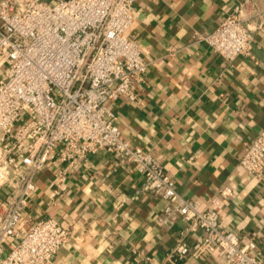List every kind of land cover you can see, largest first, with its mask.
Here are the masks:
<instances>
[{
    "label": "built area",
    "instance_id": "obj_1",
    "mask_svg": "<svg viewBox=\"0 0 264 264\" xmlns=\"http://www.w3.org/2000/svg\"><path fill=\"white\" fill-rule=\"evenodd\" d=\"M135 0H0V264H51L71 234L56 218L30 221L23 230L28 197L42 170L54 192L98 152L144 179L143 190L165 201L154 222L171 228L184 223L168 253L176 264L189 253L187 238L201 239L191 254L213 264H264L257 239L243 240L222 227L216 208L178 191L173 178L148 150L131 144L109 103L125 97L139 103L137 81L147 62L126 31ZM264 29V0H243L208 33L194 35L226 62L252 57L253 35ZM237 167L260 179L264 174V127L246 143ZM221 197L232 194L223 184ZM10 238L17 241L2 255Z\"/></svg>",
    "mask_w": 264,
    "mask_h": 264
},
{
    "label": "crops",
    "instance_id": "obj_2",
    "mask_svg": "<svg viewBox=\"0 0 264 264\" xmlns=\"http://www.w3.org/2000/svg\"><path fill=\"white\" fill-rule=\"evenodd\" d=\"M241 1L135 0L126 33L148 63L136 82L140 102L121 96L109 107L124 137L159 160L182 196L216 208L222 227L243 240L254 236L264 261V174L256 179L237 167L246 143L264 127V29L253 35L252 57L230 63L194 41ZM87 162L58 193L51 173L40 171L19 228L50 216L69 231L51 264H172L167 255L184 223L157 225L165 201L143 190V177L109 153L98 151ZM223 184L232 188L228 197L217 194ZM8 191L0 187V195ZM200 239V231L188 236L190 251ZM190 251L176 264H213Z\"/></svg>",
    "mask_w": 264,
    "mask_h": 264
},
{
    "label": "rangeland",
    "instance_id": "obj_3",
    "mask_svg": "<svg viewBox=\"0 0 264 264\" xmlns=\"http://www.w3.org/2000/svg\"><path fill=\"white\" fill-rule=\"evenodd\" d=\"M1 64V63H0Z\"/></svg>",
    "mask_w": 264,
    "mask_h": 264
}]
</instances>
